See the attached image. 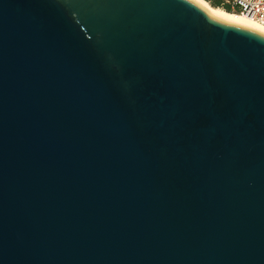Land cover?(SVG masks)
<instances>
[{"label": "water", "instance_id": "95a60500", "mask_svg": "<svg viewBox=\"0 0 264 264\" xmlns=\"http://www.w3.org/2000/svg\"><path fill=\"white\" fill-rule=\"evenodd\" d=\"M0 264H264V36L0 0Z\"/></svg>", "mask_w": 264, "mask_h": 264}, {"label": "bare ground", "instance_id": "6f19581e", "mask_svg": "<svg viewBox=\"0 0 264 264\" xmlns=\"http://www.w3.org/2000/svg\"><path fill=\"white\" fill-rule=\"evenodd\" d=\"M212 18L223 23L242 27L264 36V25L251 17L236 12H227L222 8L213 7L207 0H190Z\"/></svg>", "mask_w": 264, "mask_h": 264}, {"label": "built area", "instance_id": "2783aa9c", "mask_svg": "<svg viewBox=\"0 0 264 264\" xmlns=\"http://www.w3.org/2000/svg\"><path fill=\"white\" fill-rule=\"evenodd\" d=\"M233 10L264 25V0H223Z\"/></svg>", "mask_w": 264, "mask_h": 264}, {"label": "trees", "instance_id": "16d2710c", "mask_svg": "<svg viewBox=\"0 0 264 264\" xmlns=\"http://www.w3.org/2000/svg\"><path fill=\"white\" fill-rule=\"evenodd\" d=\"M213 7L222 8L227 12H233L231 5L223 2V0H207Z\"/></svg>", "mask_w": 264, "mask_h": 264}, {"label": "rangeland", "instance_id": "374dc122", "mask_svg": "<svg viewBox=\"0 0 264 264\" xmlns=\"http://www.w3.org/2000/svg\"><path fill=\"white\" fill-rule=\"evenodd\" d=\"M233 12H235L234 10H233ZM237 13V12H236Z\"/></svg>", "mask_w": 264, "mask_h": 264}]
</instances>
